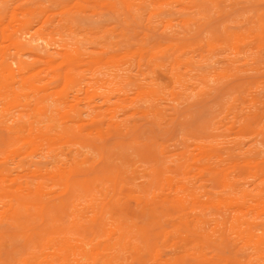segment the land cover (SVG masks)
<instances>
[{
	"label": "rangeland",
	"instance_id": "rangeland-1",
	"mask_svg": "<svg viewBox=\"0 0 264 264\" xmlns=\"http://www.w3.org/2000/svg\"><path fill=\"white\" fill-rule=\"evenodd\" d=\"M0 65V264L18 201L105 264H264V0H0Z\"/></svg>",
	"mask_w": 264,
	"mask_h": 264
},
{
	"label": "bare ground",
	"instance_id": "bare-ground-1",
	"mask_svg": "<svg viewBox=\"0 0 264 264\" xmlns=\"http://www.w3.org/2000/svg\"><path fill=\"white\" fill-rule=\"evenodd\" d=\"M4 73H6V75L12 74L13 69L11 67L0 65V74L3 76ZM75 163H76L75 166H77V161H75ZM77 172L78 169L76 167H73V168H69L66 172L65 170H60V172L57 174L61 179V185L64 191L69 195H72L76 187H79L78 178L77 179L71 178L73 177L71 175H75L77 174ZM4 176L0 175V180H2V177ZM26 204L27 202L25 201H18V203H16L15 205L9 204L8 207L6 208L8 212L7 215L8 217H10L12 222H16L17 224L27 227L25 230H22L20 233L23 235L24 241L27 244L29 243V245L27 246L25 255L18 259L17 261L18 264H79V259L81 260L83 258L85 259V262H87V264H94V262L97 260L99 261L100 264H105L108 261V257L106 256V254L99 255L98 252L99 248L97 244H90V248L88 250L85 249L83 246V244H88V242L79 244V237H75V238L72 237L71 234L73 233L71 232V229H66L64 232H62V230L60 231L56 229L53 223L41 228H34L31 226L29 227L28 224H24V221L26 220L27 217L26 215L28 214L27 212L24 213L23 211H21V208L18 205L25 206ZM43 210L44 208H40L38 212H34V213L37 217H40L41 219ZM74 227L77 230V232H79V230L77 229L79 227V224L75 225ZM75 229H73V232ZM124 234H125L124 229L119 230L117 240L119 241L122 238H124L125 237ZM140 234L142 236L144 235L142 232H140ZM109 247L110 245L106 244L104 249ZM97 257L98 259H96Z\"/></svg>",
	"mask_w": 264,
	"mask_h": 264
}]
</instances>
